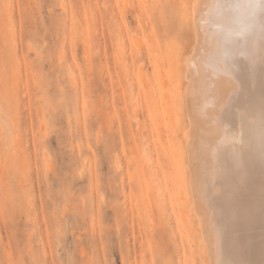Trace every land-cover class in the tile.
Listing matches in <instances>:
<instances>
[{"label":"rangeland","instance_id":"rangeland-1","mask_svg":"<svg viewBox=\"0 0 264 264\" xmlns=\"http://www.w3.org/2000/svg\"><path fill=\"white\" fill-rule=\"evenodd\" d=\"M191 1L0 0V264H209L184 164Z\"/></svg>","mask_w":264,"mask_h":264},{"label":"bare ground","instance_id":"bare-ground-1","mask_svg":"<svg viewBox=\"0 0 264 264\" xmlns=\"http://www.w3.org/2000/svg\"><path fill=\"white\" fill-rule=\"evenodd\" d=\"M189 8L196 44L180 92L195 219L209 264H264V0H192ZM166 61L172 71L174 58Z\"/></svg>","mask_w":264,"mask_h":264}]
</instances>
